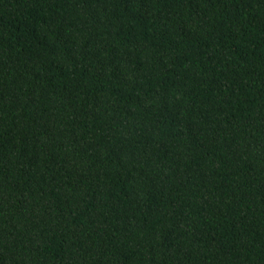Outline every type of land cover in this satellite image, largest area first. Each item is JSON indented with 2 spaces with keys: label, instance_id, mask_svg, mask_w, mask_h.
<instances>
[{
  "label": "trees",
  "instance_id": "obj_1",
  "mask_svg": "<svg viewBox=\"0 0 264 264\" xmlns=\"http://www.w3.org/2000/svg\"><path fill=\"white\" fill-rule=\"evenodd\" d=\"M0 264H264V0H0Z\"/></svg>",
  "mask_w": 264,
  "mask_h": 264
}]
</instances>
